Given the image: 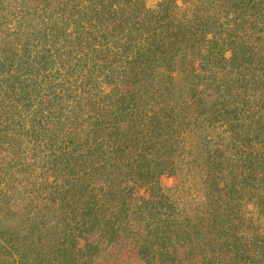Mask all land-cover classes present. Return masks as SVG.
Listing matches in <instances>:
<instances>
[{"label": "trees", "instance_id": "1", "mask_svg": "<svg viewBox=\"0 0 264 264\" xmlns=\"http://www.w3.org/2000/svg\"><path fill=\"white\" fill-rule=\"evenodd\" d=\"M0 264H264V0H0Z\"/></svg>", "mask_w": 264, "mask_h": 264}, {"label": "rangeland", "instance_id": "2", "mask_svg": "<svg viewBox=\"0 0 264 264\" xmlns=\"http://www.w3.org/2000/svg\"><path fill=\"white\" fill-rule=\"evenodd\" d=\"M176 182V178L170 175H165L161 178V183L166 187L174 186Z\"/></svg>", "mask_w": 264, "mask_h": 264}]
</instances>
